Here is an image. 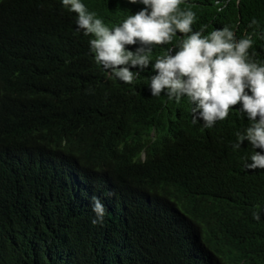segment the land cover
I'll list each match as a JSON object with an SVG mask.
<instances>
[{
	"label": "trees",
	"instance_id": "obj_1",
	"mask_svg": "<svg viewBox=\"0 0 264 264\" xmlns=\"http://www.w3.org/2000/svg\"><path fill=\"white\" fill-rule=\"evenodd\" d=\"M102 1L107 23L144 7ZM180 9L205 36L223 27L250 36V55L264 63V0H184ZM68 24L56 0L0 3V264H233L199 241L239 243L241 231L222 224L229 211L264 228V214L253 218L264 209V169L243 167L261 150L231 144L244 117L202 129L190 102L148 94L146 70L185 34L153 45L130 85L103 73L79 79L88 65L72 61ZM93 196L105 208L96 225ZM232 246L237 264L264 263Z\"/></svg>",
	"mask_w": 264,
	"mask_h": 264
},
{
	"label": "clouds",
	"instance_id": "obj_2",
	"mask_svg": "<svg viewBox=\"0 0 264 264\" xmlns=\"http://www.w3.org/2000/svg\"><path fill=\"white\" fill-rule=\"evenodd\" d=\"M56 1L69 21L67 29L73 36L71 47L75 52L72 61L88 65V70L79 73V79L98 80L103 73L105 79L115 77L131 85L152 62L148 54L153 45L171 44L177 32L185 34L174 55L169 49L146 70V91L164 101L190 102L191 121L202 129L219 130L218 123L233 112L244 117V130L236 132L232 148L239 150L249 141L253 149L261 151H254L251 163L244 161V169H264V63H257L250 55V36L237 40L228 27L207 36L203 35L205 27L193 31L195 13L180 9L184 0H128L144 7L119 23H107L100 15L102 0ZM256 23L253 19L249 27ZM141 158H145L144 150ZM91 201L95 214L91 223H102L104 205L95 196ZM262 214L264 209L256 206L253 218L260 220ZM222 224L238 228L241 240L237 243L217 235L208 244L199 241L208 252L224 261L235 259L233 264H237L232 245H244L246 252L264 259V228L254 226L235 211H229Z\"/></svg>",
	"mask_w": 264,
	"mask_h": 264
},
{
	"label": "water",
	"instance_id": "obj_3",
	"mask_svg": "<svg viewBox=\"0 0 264 264\" xmlns=\"http://www.w3.org/2000/svg\"><path fill=\"white\" fill-rule=\"evenodd\" d=\"M243 130H244V129L240 126V128H239L237 131H241V132H242ZM237 131H236V132H237ZM236 132H235V134H236ZM235 134H234V136L236 137Z\"/></svg>",
	"mask_w": 264,
	"mask_h": 264
}]
</instances>
